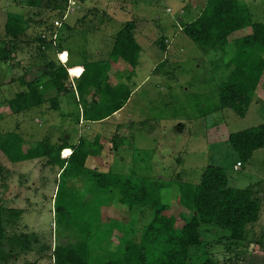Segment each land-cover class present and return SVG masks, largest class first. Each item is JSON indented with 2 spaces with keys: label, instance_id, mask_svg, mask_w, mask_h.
I'll return each mask as SVG.
<instances>
[{
  "label": "rangeland",
  "instance_id": "374dc122",
  "mask_svg": "<svg viewBox=\"0 0 264 264\" xmlns=\"http://www.w3.org/2000/svg\"><path fill=\"white\" fill-rule=\"evenodd\" d=\"M34 1L37 5L39 0ZM204 1L197 0L198 9L191 10V0H69L63 14L54 9L52 0H40V7L27 8L23 13L19 5H26L27 0H0V46L7 44L5 20L21 13L26 18L24 39L32 42L37 36L42 42L38 47L30 45L28 54L23 53L26 47L16 51V59L23 60L24 66L18 61L0 63V134L17 131L26 146L62 136L75 145L81 137L94 145L98 136L103 153L96 160L89 159L88 166L133 179L165 182L163 202L170 205L179 227L190 219V212L176 197L181 182L191 192L207 167H221L231 188L257 192L260 218L247 227L241 242L231 241L228 231L202 226L205 241L191 249L189 264H264V149L234 170L240 158L228 143L232 134L264 124V83L244 118L231 109H220L219 86L225 76L219 55H204L180 30L201 13ZM241 1L253 22L264 23V0ZM112 2L123 7L115 8ZM187 7L186 14H181ZM57 21L61 27L55 25ZM130 22L144 29L150 43L141 40L139 65L131 79L138 88L131 90L119 119L87 123L76 103V87L68 82L65 86L70 90L60 96V105L55 108L52 100L57 92L45 69L51 58L60 65H74L71 75L78 73L81 67L77 65L85 61L107 60L118 33ZM250 32L249 27L233 33L230 44ZM135 34L140 40V34ZM50 35L56 52L45 46ZM228 49L231 52V46ZM117 70L111 85L118 87L123 77V84L129 85L127 77L133 74ZM25 77L45 86V103L13 114L8 101L21 91L18 82ZM60 172V167L51 165L47 158L12 163L0 155V197L8 224L7 238L1 245L7 256L5 264H54L55 244H73L85 235L92 238L90 264H105L120 255L127 236L123 230L132 227L130 222L137 219L138 209L125 211L119 202L120 192L98 188L90 175L60 179Z\"/></svg>",
  "mask_w": 264,
  "mask_h": 264
},
{
  "label": "trees",
  "instance_id": "16d2710c",
  "mask_svg": "<svg viewBox=\"0 0 264 264\" xmlns=\"http://www.w3.org/2000/svg\"><path fill=\"white\" fill-rule=\"evenodd\" d=\"M52 1L54 9L66 13L69 0ZM39 2L40 0L36 5L34 0H27L26 5L38 8L41 4ZM23 22V16L17 14L7 17L6 35L13 45L12 49H9L10 43L0 46V63L12 61L17 40L24 33ZM135 27L136 24L131 22L123 25L111 51V57L120 58L131 67L133 76L141 53L140 45L134 38ZM249 27V35L230 44V35ZM182 31L204 55H219L225 76L219 86V107L231 109L244 118L256 91L264 83V23L253 22L248 7L241 0H206L201 13L184 25ZM229 46L231 52H227ZM227 55L228 60L224 61ZM45 69L57 92L56 99L52 100L57 108L60 105V96L70 90L65 86L66 82L70 81L69 71L64 65L57 66L53 61H50ZM108 69V63H87L77 70L78 73L72 74L80 99L85 95L89 96L91 89L93 96L90 97L93 100L97 95L103 98L101 102L94 100L95 103L91 107L83 110L81 114L86 122L104 121L124 109L131 97L132 92L128 84L114 88L105 84L104 80L101 81L107 75ZM133 76L128 77V80ZM36 82L25 81L24 78L19 80L21 91L14 99L8 101L13 114L27 112L45 103L46 91L42 88L44 85ZM99 142L100 138L95 136L94 145L98 148L92 149L94 145L87 138L81 137L75 145L70 139L62 136L55 141L47 139L36 145L26 146L23 137L14 131L3 136L0 134V155H4L12 163L47 158L51 165L60 167V179L65 175H70L69 179H73V176L90 175L95 179L98 188L117 189L120 192L119 202L125 211L138 209L137 219L130 222L132 227L122 229L127 236L120 255L105 264H189L191 249L202 246L205 241L202 226L228 231L231 241L241 242L245 238L247 227L257 223L260 218L257 192L252 188H231L226 171L221 167L209 166L205 169L200 184L191 189V192H188L187 184L181 182L182 186L176 197L178 203L190 212V219L179 227L178 219L170 210V205L163 202L162 191L166 187L165 182L133 179L111 171L104 172L102 167L100 171L88 166L89 159L96 160L103 153L100 151L103 147L98 145ZM228 143L239 156L241 165L251 162L254 153L264 149V124L232 134ZM66 152H71V155H65ZM60 190L58 188L56 195L57 214L60 208L57 207ZM5 212L0 197V264H5L7 258L1 246L8 235ZM91 241V236L85 235L73 244H55L54 264H90ZM205 264L213 263L208 261Z\"/></svg>",
  "mask_w": 264,
  "mask_h": 264
},
{
  "label": "crops",
  "instance_id": "0c3cea01",
  "mask_svg": "<svg viewBox=\"0 0 264 264\" xmlns=\"http://www.w3.org/2000/svg\"><path fill=\"white\" fill-rule=\"evenodd\" d=\"M196 1L197 0H191V2H190V4L188 5V6H190V9L192 10V9H198V7H197V4L198 3H196ZM196 3V4H195ZM204 3H205V5H206V0L204 1ZM14 5H16L15 3H13ZM114 5L115 3H111L110 5ZM118 4H120V2L118 1ZM199 5V4H198ZM200 5H202V4H200ZM204 5V4H203ZM16 6H18V5H16ZM21 8H22V13H23V11L25 10L26 11V9L28 8V9H36V8H32V7H28L27 5H25L24 4V6L22 5V4H20L19 5ZM113 7H115V8H122L123 6L122 5H114ZM205 7V6H204ZM90 10V9H89ZM186 11H188V7H187V10H186V8L181 12V14H186ZM202 11V10H201ZM21 13V12H20ZM19 14L20 16H23V18H24V15L23 14ZM87 14V12L84 14V15H86ZM86 18V17H85ZM26 18H24V20H25ZM87 19V18H86ZM6 22H7V20H5ZM182 24V23H181ZM186 25V24H185ZM5 26H6V23L4 24V36L7 38H5L6 39V43H10V45H9V49H12V45H13V42L11 41V39L10 38H8L7 37V35H6V28H5ZM183 26L184 25H181V28H180V30H181V32L183 33V31H182V29H183ZM144 29H140V28H137V27H135V31H134V38H135V40H136V42L140 45V48H141V50H142V46H141V44L140 43H142L141 42V40H144L145 41V43L146 42H149L150 43V39H146V37H145V35H144V32H142ZM72 32V31H71ZM73 33V32H72ZM135 33H138V37H139V34H140V37H141V39L139 40H137V38H136V34ZM251 33V32H250ZM250 33H248L247 35H249ZM27 34V30L24 28V33L21 35V36H23V38L22 39H18L17 40V45H16V47L14 48V50H13V57H12V61L10 60V62H11V64H13V62H15V61H18V63H20V64H22V66H24V61L23 60H20L19 58H17L16 59V51L17 50H19V52H21L22 51V47H26V49L23 51V53H25V54H28V50L27 49H29L28 47L31 45V46H34V47H38L39 45H41L40 44V42H38L39 40H38V37L36 36V38H34V40H32V42H30V40H26V38L24 39V36ZM57 35V34H56ZM243 37H245V36H243ZM239 38H242V37H239ZM238 38V39H239ZM48 41H47V43H46V45L45 46H47V47H51L50 49H47V50H54L55 52H56V50H55V48H56V45H55V43L53 42L54 41V39L51 37V35H50V37H48ZM148 40V41H147ZM167 41H165L167 44L169 43V41H168V39H166ZM10 41V42H9ZM53 42V43H52ZM34 43V44H33ZM114 43H115V41H114ZM148 43V44H149ZM142 44H144V43H142ZM114 45V44H113ZM57 51H58V49H57ZM111 51H112V49H111ZM111 51H110V53L108 54V58H107V60H97L98 58H100L101 56H99V57H96L95 58V60H97L96 62H86L85 61V63H83V64H81V65H77L78 67H81V66H83V65H85V64H87V63H108L109 64V71H108V73H107V80H106V76L101 80V81H105V84H109V85H111V80H113V78H114V74H118V68H120L121 70H123L124 72H127V71H129V72H131V67L128 65V64H126L125 62H124V64H123V61L120 59V58H117V57H111ZM59 52V51H58ZM42 55V54H41ZM58 55H59V53H58ZM14 58V59H13ZM139 59H140V56H139ZM51 61H53L55 64H57V66H59L60 64H58V63H56L57 61L56 60H54V57H52L51 58ZM8 63V62H7ZM62 65H64L67 69H68V71H69V75H70V81H68V84H70V83H72L73 84V87L75 86L76 87V84H75V82H74V79H73V77H72V75H71V73H70V70H72L71 69V67H74V65L73 66H70L69 65V63L67 64V63H65V64H62ZM68 65V66H67ZM138 65H139V63H138ZM138 65H137V67H138ZM137 67H136V69H137ZM74 68H76V67H74ZM136 69H135V71H136ZM24 71H26V68H25V70ZM37 72V71H36ZM153 73H156V67L154 68V70H153ZM135 75H136V73H135ZM155 75V74H154ZM134 77V76H133ZM132 77V78H133ZM125 78L123 77V80H124ZM129 78L127 77V81H128V83H129V86H130V88H131V90H133V88H138V87H136L135 86V83H132V80L130 79V81L128 80ZM24 80L25 81H28L27 80V77H25L24 78ZM122 80V84H123V81ZM103 81V82H104ZM125 81H126V79H125ZM121 85V84H120ZM119 85V86H120ZM48 87H49V85H48ZM47 87V88H48ZM53 87V86H52ZM111 87H113L112 85H111ZM51 88V87H50ZM115 88V87H114ZM117 88V87H116ZM53 90L56 92V90H55V88L53 87ZM77 90V89H76ZM75 90V92H77ZM93 89H91L90 90V92H89V96L88 95H85L84 96V98H82V99H80V97H79V95H78V92H77V100H76V103H78L81 107H80V109H81V111H83L84 109H87V108H89V106L91 107L94 103H95V101L96 102H101V100H103V98L101 97V95H97L95 98H94V100L91 98L92 96H93V91H92ZM75 92H74V94H75ZM132 94V93H131ZM76 95V94H75ZM91 96V97H90ZM76 99V98H75ZM94 101V102H93ZM121 111V110H120ZM120 111H118L117 113H115L114 115H112L111 117H109V118H107V119H105L104 121H107L108 119H112V118H116V119H119V117H120ZM87 123H89V122H87ZM236 166V165H235ZM235 168V167H234ZM235 170V169H234ZM61 173V172H60ZM230 185V184H229Z\"/></svg>",
  "mask_w": 264,
  "mask_h": 264
},
{
  "label": "built area",
  "instance_id": "2783aa9c",
  "mask_svg": "<svg viewBox=\"0 0 264 264\" xmlns=\"http://www.w3.org/2000/svg\"><path fill=\"white\" fill-rule=\"evenodd\" d=\"M67 16H68V14H66L65 16H63V17H64L63 20H65V19L67 18ZM55 25H56L57 27H61V26H62V23L59 22V21H57V22H55ZM55 37H56V34H55V36H54V39H55ZM69 155H71V152H69ZM69 155H68V156H69ZM240 166H241V163H238V164L235 166V170H238Z\"/></svg>",
  "mask_w": 264,
  "mask_h": 264
}]
</instances>
